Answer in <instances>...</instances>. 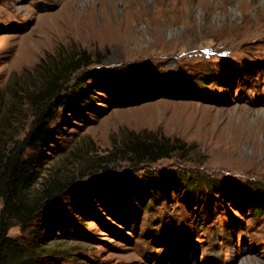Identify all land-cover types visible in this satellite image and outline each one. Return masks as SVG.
<instances>
[{
	"label": "rangeland",
	"instance_id": "374dc122",
	"mask_svg": "<svg viewBox=\"0 0 264 264\" xmlns=\"http://www.w3.org/2000/svg\"><path fill=\"white\" fill-rule=\"evenodd\" d=\"M81 90L24 148L38 209L9 235L38 264H264L243 193L264 187V0H0V157Z\"/></svg>",
	"mask_w": 264,
	"mask_h": 264
},
{
	"label": "trees",
	"instance_id": "16d2710c",
	"mask_svg": "<svg viewBox=\"0 0 264 264\" xmlns=\"http://www.w3.org/2000/svg\"><path fill=\"white\" fill-rule=\"evenodd\" d=\"M54 84L56 83L54 82ZM109 90L108 88L107 91ZM109 92L112 94L111 91ZM74 94L73 92L72 95L67 93L62 96L57 93L56 99L52 103L49 102L43 107L36 108L35 117L27 134L20 142L14 144L3 157H0V198L3 200V206L0 208V264H38L33 257L35 255L34 250L45 249L44 246L34 244V250H30L29 247H23L9 235L11 228L16 224V220L26 225L38 209L37 203L31 200L29 194L37 172L35 173L33 170L31 158L25 157L24 148L29 145H38L39 142L46 141L50 137L52 134L51 123L55 118L54 106L59 108L68 104L73 109L93 106L94 99L88 91L81 90L77 95ZM162 156H166V154L156 155L155 159ZM201 181L200 178L192 176L191 173L187 174V170L181 173L180 184L184 188H193L197 192ZM164 182L162 176L152 174L148 178L135 182V185L146 191L152 201L157 202L159 199L165 198ZM205 182H207L208 190H211L212 186L213 188L218 186L217 182L212 180ZM255 185L254 182L247 186L244 184L243 193L246 198H254L255 211L264 214V187L258 185L254 187ZM125 203L127 204V202ZM148 203L149 201L144 202L143 206ZM133 205L128 203V207L134 211ZM137 222V220L134 221L133 217L135 227H137Z\"/></svg>",
	"mask_w": 264,
	"mask_h": 264
},
{
	"label": "bare ground",
	"instance_id": "6f19581e",
	"mask_svg": "<svg viewBox=\"0 0 264 264\" xmlns=\"http://www.w3.org/2000/svg\"><path fill=\"white\" fill-rule=\"evenodd\" d=\"M128 5H129V7H134V6H135V4H134L132 1H129V4H128ZM104 11H105L106 13H110L109 10H107V9H105ZM124 15H125L126 17H129V14H128V13H125ZM115 18H116L118 21H121V18H120V17H115Z\"/></svg>",
	"mask_w": 264,
	"mask_h": 264
}]
</instances>
